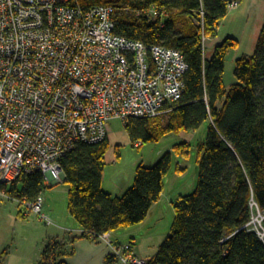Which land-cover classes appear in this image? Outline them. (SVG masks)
<instances>
[{"label":"trees","instance_id":"trees-1","mask_svg":"<svg viewBox=\"0 0 264 264\" xmlns=\"http://www.w3.org/2000/svg\"><path fill=\"white\" fill-rule=\"evenodd\" d=\"M242 1L77 0L82 10L115 7L116 34L176 49L188 64L184 92L174 110L125 123L132 142H156L208 123L196 159V188L172 203L169 234L148 264H264V241L244 228L251 199L264 215V22L254 53L235 61L236 81L228 89L223 82L225 57L238 42L225 39L209 60L202 50L203 37L215 36L228 5ZM108 148L107 138L95 145L78 144L60 160L68 186L67 209L82 230L79 238L96 241L101 234L140 224L163 192L171 167L169 152L151 167L137 166L132 185L121 197L105 192L102 172ZM180 153L186 156L187 151ZM44 188L42 174L34 173L22 176L8 194L32 202ZM58 245L45 247L42 264H66L63 253L55 255ZM108 260L114 264L111 257Z\"/></svg>","mask_w":264,"mask_h":264},{"label":"built area","instance_id":"built-area-1","mask_svg":"<svg viewBox=\"0 0 264 264\" xmlns=\"http://www.w3.org/2000/svg\"><path fill=\"white\" fill-rule=\"evenodd\" d=\"M116 11L82 10L77 0H0V196L48 226L42 193L32 202L17 199L8 194L14 183L34 173L45 187L63 182L60 160L76 145L102 143L113 119L165 116L184 92L182 53L116 34ZM250 208L257 209L253 199ZM251 226L244 228L264 241L263 225ZM95 240L108 246L114 264H148L109 233Z\"/></svg>","mask_w":264,"mask_h":264},{"label":"rangeland","instance_id":"rangeland-1","mask_svg":"<svg viewBox=\"0 0 264 264\" xmlns=\"http://www.w3.org/2000/svg\"><path fill=\"white\" fill-rule=\"evenodd\" d=\"M150 16H156L154 10L150 11ZM263 22L264 0H243L235 9H228L226 17L219 22L214 37H205L204 43L202 40L204 57L208 60L213 56L215 47L225 39L232 38L238 42L236 48L229 50L225 57L223 81L227 89L236 81L235 61L254 53ZM125 123L113 119L105 126L109 148L103 161L102 189L113 197H121L132 185L137 166L151 167L163 154L169 152L171 155V167L165 178V192L156 215L139 227H135L139 225L137 224L109 232L112 241L121 245L131 243L135 248L131 239L137 241L139 244L136 251L147 259L152 257L158 245L169 234L174 219L172 203L179 196L191 194L196 188V159L200 146L206 140L208 123L204 122L197 130L170 133L156 142L142 143L139 147L129 138ZM181 151H187L186 156ZM177 169L183 171L178 172ZM21 187V183H18L17 191ZM67 191L68 186L64 182L54 183L42 191L43 212L48 214L52 222L50 226L40 221L24 205L20 206L14 198L0 196V264H42V252L48 244L70 240L77 234L73 231L78 228V224L67 209ZM258 216L257 209H251V227L262 225ZM126 229L135 236L126 237ZM116 232L120 233L115 234ZM66 251L63 244H59L55 255Z\"/></svg>","mask_w":264,"mask_h":264},{"label":"crops","instance_id":"crops-1","mask_svg":"<svg viewBox=\"0 0 264 264\" xmlns=\"http://www.w3.org/2000/svg\"><path fill=\"white\" fill-rule=\"evenodd\" d=\"M232 84H234V83H232ZM165 178H164L163 192H162L161 198H162V196L164 195V192H165V187H166ZM105 192H107V191H105ZM107 193H109V192H107ZM161 198H160V200L157 203L152 205L150 211L148 212V215H147L146 219L143 222H141L138 226H135V227H139L141 225H144L147 221H150L151 218H153L156 215V212L159 209V204L161 202ZM132 229H135V228H132ZM125 231H128V232H126V235H125L126 237L128 235H130L131 237L135 236L134 233L129 234V230L126 229V230H124V232ZM73 232H75L77 234L74 235L73 238L71 237L70 240L64 239L62 241H53V243L55 242V243L63 244L64 249L67 250L64 253V256L62 257V260L66 264H113V263H110L109 260H108V258H109V248L104 242L91 241V240H88V239L79 238L80 235H81V232H82V230H81L79 225H78V228L75 229ZM119 233L120 232H116L115 234H119ZM131 240L133 241L136 255L140 256V257H143V255H141V252H137L136 251V248H137L139 243L137 241H135L134 239H131ZM159 246L160 245H158V247L155 250V253L152 255L151 258H147L146 259L145 256L143 258H145L146 260L150 261L156 255Z\"/></svg>","mask_w":264,"mask_h":264},{"label":"water","instance_id":"water-1","mask_svg":"<svg viewBox=\"0 0 264 264\" xmlns=\"http://www.w3.org/2000/svg\"><path fill=\"white\" fill-rule=\"evenodd\" d=\"M65 181V179L63 180V182Z\"/></svg>","mask_w":264,"mask_h":264},{"label":"bare ground","instance_id":"bare-ground-1","mask_svg":"<svg viewBox=\"0 0 264 264\" xmlns=\"http://www.w3.org/2000/svg\"><path fill=\"white\" fill-rule=\"evenodd\" d=\"M256 219V218H255ZM259 220V219H258Z\"/></svg>","mask_w":264,"mask_h":264}]
</instances>
